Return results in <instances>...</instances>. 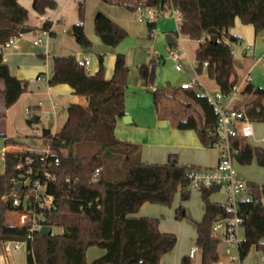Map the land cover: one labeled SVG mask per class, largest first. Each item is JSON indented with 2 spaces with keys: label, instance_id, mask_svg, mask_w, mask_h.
<instances>
[{
  "label": "trees",
  "instance_id": "obj_1",
  "mask_svg": "<svg viewBox=\"0 0 264 264\" xmlns=\"http://www.w3.org/2000/svg\"><path fill=\"white\" fill-rule=\"evenodd\" d=\"M101 1L131 13L152 9L162 18L165 13L176 10L182 19V37L199 44L195 51L196 73L201 76L206 72L226 95L238 83L232 52L233 46L242 40L230 33L236 21L239 19L243 26L252 27L256 37L264 35V0ZM57 8L54 0H33V10L39 16ZM29 17L19 0H0V96L6 109L28 92V82L11 75L4 63V53L7 44L18 38L23 28H29ZM80 18L85 19L84 1L80 5ZM95 18V32L106 47L115 49L129 37L103 14L98 13ZM52 26L51 22H45L42 31L49 33ZM155 28L156 22L148 23L149 40ZM72 32L80 48H92L83 26H74ZM212 37L217 40L211 42ZM139 73L144 84L154 88L156 77L150 66L140 67ZM128 77L129 68L122 54L117 55L111 80L105 78L102 57L95 76L79 66L74 56L53 58L49 86H70L75 95L88 100V107L69 106L65 127L47 138L52 158L58 159L60 165L51 170L47 193L55 198V208L46 212L45 223L62 232L56 236L35 235L33 242L26 246L27 264H160L175 249L177 237L161 233L158 219L132 216L145 204L171 207L180 194L182 202L176 219L185 220L184 204L192 194L188 174L200 169L179 167L176 163L173 166L172 161L167 165H145L141 161L140 146L116 138L117 123L126 116ZM202 93L199 84L192 89H175L168 84L164 89L152 90V97L159 119L170 121L178 131H195L201 145L208 150L219 142L213 135L217 118ZM244 93L251 99L245 107L248 115L255 123H264V88L252 84ZM0 138H5V134L0 133ZM6 144L18 145L13 140ZM233 146L238 150L239 166L256 162L264 169V149L251 146L243 138L233 140ZM40 157L32 152L10 153L6 157L5 171L0 175V245L22 242L29 236L26 228L8 227L6 220L16 210L10 200L15 166L20 160ZM97 170L100 174L94 180ZM68 178L72 181L70 184L66 183ZM248 184L254 197L264 193V186ZM220 192L216 188L199 192L205 207L204 219L197 224L196 244L201 264L221 262L218 248L222 237L215 231L216 221H231L235 216L243 220L245 237L238 248L239 261L243 263L253 248L264 252V210L255 202H241L235 214L227 205L211 202L212 196ZM92 248L104 251V255L88 263L87 253ZM182 264L193 262L184 257Z\"/></svg>",
  "mask_w": 264,
  "mask_h": 264
},
{
  "label": "crops",
  "instance_id": "obj_2",
  "mask_svg": "<svg viewBox=\"0 0 264 264\" xmlns=\"http://www.w3.org/2000/svg\"><path fill=\"white\" fill-rule=\"evenodd\" d=\"M58 8L54 11H47L44 16H39L33 10V0H19L29 12V29L32 33L20 35L14 45L7 49L4 53V63L7 64L10 73L13 77L21 81L28 82V92L21 95L17 103L10 109H6L3 105L0 96V133L5 134L2 138V143L13 140L18 145L10 147L11 152H34L42 153L46 150L47 143L43 140L40 146L35 145V139H40L38 134L32 136V145L27 144L24 138H31L29 132V124L26 121L29 116L37 118L36 124L41 128V131H51L50 136H54L60 132L68 121L67 109L71 105H79L83 108L88 107V100L84 97L75 95L73 89L68 85H58L50 87L48 80L53 71V58L59 56H74L76 59L87 58L90 60V68L87 71L90 76H95L100 70V58H103L106 80H111L114 76L115 64L117 55L122 54L126 57V65L129 71L133 69L139 73L140 67L150 66L151 73L156 77V68L151 69L153 60L156 56L161 57L157 53L156 45L160 44L163 39L167 43V36L174 37L177 29V21L169 19L170 24H161L159 30L158 22L153 33V38L149 40L148 23L143 26L144 22H136L131 12L125 8L110 6L104 4L101 0L94 3V7H89L88 3L85 19L80 18V5L74 0H54ZM84 3L86 0H83ZM82 1V2H83ZM138 12V11H137ZM101 13L108 19H111L116 25L124 29L128 36L117 48L111 49L106 47L95 32L94 19L95 16ZM37 20L40 23H37ZM45 22L53 24L49 36L44 35L42 27ZM82 24L84 32L92 43L90 50L80 48L73 36V27ZM174 26V29L172 28ZM165 35L162 38V35ZM175 38V37H174ZM37 39H42V45H35ZM185 41H188L184 39ZM183 47L185 50V46ZM199 45V44H198ZM168 50L171 46L167 44ZM152 48L155 50L152 52ZM196 47L195 51L197 50ZM146 53H143L142 51ZM186 52V51H185ZM254 48V55L256 58ZM188 55V54H187ZM186 55V56H187ZM245 57V56H244ZM250 57V56H248ZM247 57V58H248ZM164 59V57L162 56ZM263 57L257 59V63L262 62ZM165 62V61H164ZM195 67V64L193 65ZM176 70V69H175ZM196 75L190 83L195 81L205 90L203 81L193 68ZM177 72V70H176ZM181 72L178 73H182ZM239 73V72H238ZM238 77L240 78L239 74ZM131 74V73H130ZM140 74V73H139ZM264 79V78H263ZM260 80V78L258 79ZM262 80V79H261ZM263 81V80H262ZM261 84L253 85L261 88ZM130 76L128 77V88L126 91V116L129 118L128 123L123 119L119 120L116 126L115 135L120 141L128 142L140 146L141 161L145 165H167L174 161L179 167H193L198 169H215L219 164V153L215 149L204 148L198 135L195 131H178L170 121L159 119L154 109L152 90L157 89L155 83L154 88H148L144 81L138 82L137 87H131ZM218 88V87H217ZM0 89H2L0 85ZM219 89V88H218ZM27 124V126H26ZM35 124V125H36ZM33 126V125H32ZM31 128V127H30ZM254 128L253 139L248 140V143L253 147L264 149V128L258 126ZM43 139V138H42ZM48 142V141H47ZM238 170V168L236 169ZM241 178H244L247 172L237 171ZM259 186L264 184L257 180L251 181ZM219 194V193H218ZM212 196L213 204L224 205L228 203L227 198ZM180 194L176 196L172 207L158 206L145 204L133 218H152L160 221L159 230L163 234L177 235V245L175 249L165 255L160 264H182L184 257L190 258L191 249L183 244V238L180 231L184 228L183 224H176V212L181 205ZM187 217L192 222L190 231L195 234L197 240V224L204 219L205 207L202 201L201 194L192 196L189 202L184 204ZM183 223L182 221H177ZM223 222L217 224L218 233L221 230ZM225 224V223H224ZM226 225V224H225ZM183 227V228H182ZM244 236V234H243ZM245 237V236H244ZM227 251V250H226ZM92 252L93 259L88 261V254ZM230 257L225 261L221 256L219 264H243L237 263L239 260L238 248L237 256L233 255L231 250ZM228 253V252H227ZM104 255V251L92 248L87 253V262L92 263ZM200 256V252L196 254V258ZM6 264V262H0ZM10 264V262H8Z\"/></svg>",
  "mask_w": 264,
  "mask_h": 264
},
{
  "label": "built area",
  "instance_id": "obj_3",
  "mask_svg": "<svg viewBox=\"0 0 264 264\" xmlns=\"http://www.w3.org/2000/svg\"><path fill=\"white\" fill-rule=\"evenodd\" d=\"M141 13L140 22L154 23L157 19H161L162 16L158 12L152 9H139ZM172 18L177 21V29L174 35V46H171L168 51V60H170L177 72L183 70L181 61L186 58L187 54L184 50V39L180 32L182 19L177 18L179 14L176 10L172 9ZM164 17V16H163ZM79 26H82L80 24ZM50 32H44L45 36H49ZM17 38L10 41L5 47V51L10 49L16 42ZM44 41L37 39L35 45H42ZM233 55L235 51L233 50ZM254 49L247 48L244 52V56H253ZM162 56H156L151 65L152 68H156L162 63ZM79 66L84 67L86 71L90 68V60L87 58L77 59ZM207 67V64H205ZM252 78L250 74L243 79L240 84L237 83L229 94H224L218 90L214 95H208L203 89L202 96H206L208 103L213 108L215 116L217 118V126L214 129L213 135L217 137L219 142L215 145L214 149L219 153V164L215 169H200L188 174V180L190 182V189L192 191L201 192L203 189H219L221 192H225L228 196L227 206L235 214H237L238 205L241 202H255L264 210V193L259 197H254L250 191L249 184L238 175L236 170V156L238 150L233 146V140L235 139H253L254 136V121L248 115L247 110L244 108V103L250 99V97L244 93L247 86L252 85ZM198 84L197 81L190 83L189 85H182V89H192ZM155 90V89H153ZM10 147L6 143L0 148V161L3 162L4 167L6 157L10 153H22L11 152ZM34 153V152H33ZM40 154L38 159L26 158L20 160L14 168L16 177L12 180V194L10 200L13 207L16 209L14 214L18 218L19 227L26 228L29 236L22 242H7L1 244L3 251L0 254V262H6L8 264L9 257L15 250H19L21 246H27L29 242H33L35 235L40 234L46 225V212L49 209L55 208V198L47 193L49 188V181L52 179L51 170L60 165L58 159L52 158V152L47 142L46 150ZM100 171L97 170L93 179H98ZM72 181L68 178L67 184ZM21 184V190H15L17 185ZM226 224V234L223 236V240L227 243V254L230 255L233 247L239 248L243 242V238L239 235L238 230L242 228L243 220L235 216L234 220L224 222ZM217 226V225H216ZM49 236H56L54 234V228L49 227ZM61 232L62 230L58 228ZM57 229V230H58ZM215 231H218V227H215ZM60 232V233H61ZM59 233V234H60ZM200 252L198 248H193L190 253V259L194 260L196 254Z\"/></svg>",
  "mask_w": 264,
  "mask_h": 264
},
{
  "label": "rangeland",
  "instance_id": "obj_4",
  "mask_svg": "<svg viewBox=\"0 0 264 264\" xmlns=\"http://www.w3.org/2000/svg\"><path fill=\"white\" fill-rule=\"evenodd\" d=\"M74 1L77 3V5H80L83 0H74ZM97 1L99 0H86L85 9H87L88 3H91L89 7L92 8L94 7V3H98ZM85 15H86V10H85ZM130 15H133V18L136 22L140 21L139 19L141 17V13L139 11L136 13H131ZM177 18H180V16H177ZM169 19L171 20L173 19L171 12L165 13L163 18L156 20V22H158V25H159V30L161 29L160 27L161 24L172 23L173 25V22H175L174 19H173V22H171ZM37 23H40V21L37 20ZM146 24L147 22L143 23V26L145 27ZM242 24L243 23H241V21L238 19L235 23V26L230 31L232 35L242 40L239 45L233 46V49L235 51L234 64H235L236 71L239 72L238 74L240 76V78L238 77V83L240 84L241 82H243V79L250 74V77L252 78V81H253L252 83H255V85L263 83L259 87L264 88V79H263L264 78V59H262V62L257 63V65L253 67L256 64L257 59L259 57L264 58V35H262L261 37L260 36L256 37L254 29L252 27L243 26ZM172 28L174 29V26H172ZM160 35H162V32L160 33ZM164 36L165 35H162V38H164ZM184 46H185L186 54L188 55L186 58H184L181 61L183 72L178 73L175 70L174 64L170 60L167 59L169 50H168L165 39H163V41L160 44L156 45L155 48L157 50V53H159L160 55L162 54V56L164 57L161 65H158L156 67L157 70H155L156 71V84L158 86L157 87L158 89H164L166 88L168 84H170L172 88L178 89V88H181L182 85H189L190 82L194 78H196V75L193 71V68L195 67L193 65L195 64V49L198 46V43L192 42V41H185ZM247 48H253V49L255 48V51H256L255 59L252 58L251 56L248 58L244 57V52ZM154 49L152 48V52L155 51ZM142 52L146 53L144 50ZM129 76H130V85H132L131 87H137L138 82L142 80L140 77V74L137 71H134L132 69L131 72L129 71ZM259 78L260 80H258ZM200 80L203 81L205 91L207 92L208 95L214 96L218 92V88H217L215 81L210 79L208 75L206 74V72H204L201 75ZM250 102H251V99L247 100L244 103V108ZM177 107H175V110L177 109ZM26 119H27L26 121H29L30 120L29 116ZM258 126H261L264 128V123H257V122L254 123L255 128H257ZM28 129H29V132H30L29 134L31 138H24L25 139L24 141L27 144L32 145V136H34V134L35 135L38 134L40 139H35V145L39 147L41 142L44 140L41 137L42 131H41L40 126L36 124V125H33L31 128L29 127ZM262 137H264V135ZM3 146L4 144L2 143V138H0V148ZM237 168L239 172L241 171L247 172L243 178L247 183H251V181L257 180L259 183L264 184V169L260 168L256 162H253L250 166H239L238 164H236V169ZM4 171H5L4 164L3 162L0 161V175H3ZM198 195H199V192L192 191L191 197L198 196ZM217 196L223 199L224 198L228 199V196L225 192H220ZM174 222L176 224L184 225V228L182 227L183 229L182 231H180V234L183 238V244L186 247L188 246L190 249L192 247H197L195 234L193 236V232L190 231V228L192 227V222L190 218L187 217L185 220L182 221L183 223L177 222L176 220ZM6 223L8 227H19L18 218L14 213H10L7 216ZM226 229L227 227L223 222L221 230L219 231V234L221 235L222 238L226 234ZM60 232L61 231L59 229L57 230V228H54L53 230L54 234H59ZM238 232L241 238L244 237L243 228H240ZM226 250H227V243L222 239V243L219 245L218 251H220L219 253L225 261H227L228 258L230 257L227 254ZM231 250L234 252L233 255L237 256V248L233 247ZM2 251H3V248L0 245V254H2ZM27 256H28L27 247L21 246L19 250H15L12 253L8 261L10 262V264H27ZM92 257L93 255L91 252L88 254V261H91L93 259ZM236 262L240 263L239 260H237ZM195 264H201V258L197 257ZM243 264H264V252L257 251L255 248H253L249 256L243 262Z\"/></svg>",
  "mask_w": 264,
  "mask_h": 264
},
{
  "label": "water",
  "instance_id": "obj_5",
  "mask_svg": "<svg viewBox=\"0 0 264 264\" xmlns=\"http://www.w3.org/2000/svg\"><path fill=\"white\" fill-rule=\"evenodd\" d=\"M30 33H32V30L31 29H29V28H23L22 30H21V33H20V35H27V34H30ZM217 39H216V37H212V39H211V42H213V41H216ZM174 43H175V41H174V37L172 36V35H169V36H167V44L169 45V46H174ZM128 120H129V118H127V117H125V118H123V121L126 123H128ZM36 122H37V118L36 117H33L32 119H30L29 121H28V124H30V125H35L36 124ZM51 131H48V130H43L42 131V138L45 140V144L47 143V138L51 135V133H50ZM172 165L174 166L175 165V162L174 161H172ZM22 189V185L21 184H19V185H17L16 187H15V190H21ZM221 221H216V224H218V223H220ZM49 227H44L42 230H41V235H43V236H47V235H49L50 233H49Z\"/></svg>",
  "mask_w": 264,
  "mask_h": 264
}]
</instances>
